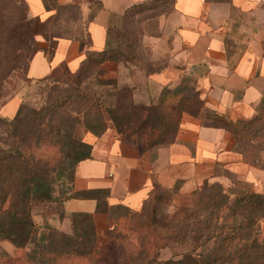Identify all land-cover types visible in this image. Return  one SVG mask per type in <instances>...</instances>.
<instances>
[{
	"label": "crops",
	"instance_id": "0c3cea01",
	"mask_svg": "<svg viewBox=\"0 0 264 264\" xmlns=\"http://www.w3.org/2000/svg\"><path fill=\"white\" fill-rule=\"evenodd\" d=\"M26 1L33 15L51 14L42 0ZM101 2L91 19L89 2L80 5L89 43L81 36H57L50 54L39 49L32 55L29 77L73 75L88 52L106 46L111 16L129 5L113 12ZM162 26L145 42L151 60H162L160 67L147 70L123 60H105L101 67L105 78L128 83L137 103L156 105L167 89L186 96L184 105H171L170 138L142 149L119 136L111 121L100 133L86 131L89 156L77 162L71 190H105V196L72 195L35 208L36 237L45 227L72 232L74 213L90 216L96 232H104L115 223L118 206L139 209L156 187L187 194L216 182L223 189L242 185L264 192V147L254 155L233 128L255 119L264 106V0H174ZM39 41L47 47L44 38ZM20 102L10 97L0 114L12 117ZM15 252L16 244L0 236V255Z\"/></svg>",
	"mask_w": 264,
	"mask_h": 264
},
{
	"label": "rangeland",
	"instance_id": "374dc122",
	"mask_svg": "<svg viewBox=\"0 0 264 264\" xmlns=\"http://www.w3.org/2000/svg\"><path fill=\"white\" fill-rule=\"evenodd\" d=\"M87 1L89 2V0H71L66 3L57 1L59 5L55 9H50L52 15L46 25L47 34L51 39L49 41L45 39V35L39 32V21L44 18L33 15L29 10V5L26 3L27 1H25L28 8L27 17L33 15L31 20H33L32 23H34L35 44L41 45L39 39L44 38V44L49 47L50 44H53L54 37L62 35L72 37L81 36V40L84 43L89 42L85 29L87 19L83 17L80 12V5ZM103 1L105 2L106 9L113 12H120L128 5L135 3L134 10L132 12L129 11L127 15H123V12L111 16V24L108 28L109 45L117 46L118 48H121L124 44L131 45L132 48L129 53L135 55L134 64H138L139 66L142 64L147 70L160 67L162 65V60H151L145 50V42L161 33L162 25L168 13L171 11L173 0ZM25 3L19 2L17 5L20 9L24 10ZM51 4V1H49V5ZM5 5L6 7L7 5L11 6L13 3L11 0H0V9ZM90 14L91 12L88 14L89 18ZM15 38L19 41L20 37ZM2 44L5 45L6 41ZM35 44L18 46L16 50L11 47H3L0 49V106L14 95L18 96L21 102L29 104V107L36 105L41 106L45 104L49 98L58 95L59 89L57 86H65L64 82H70L73 75L58 76L62 80L66 79V81L64 80L62 82H44L39 78H31L28 76L27 68L29 56L33 50V45L34 47L36 46ZM19 53L22 54V56H20ZM23 56L24 58H22ZM93 67L94 64L89 63L87 70L85 69L83 73L85 75L86 73H90L93 71ZM92 78L93 79H88L87 82H82V85L85 89H90L91 93L94 91L98 93L100 92L99 89L101 86L94 76H92ZM45 83H47V86H44ZM118 83L119 85L130 86L128 83ZM90 97L93 98L92 96ZM74 98L78 102V104L72 107V115L78 118L74 128H71L69 121L64 122L67 118H63L64 120L61 123L62 130L60 133H54L48 139L38 142V150L35 154L38 153L39 150L40 151L39 154L35 156L40 158L42 163L37 170H40L39 175L44 173L48 177L50 183V197L35 202L32 206V214L37 207L60 203L70 193V175L74 169V159L70 158L69 155H76L77 148L75 140L79 137L83 139V135L86 131L85 126L89 122L82 114L83 110L81 107L84 104L80 101L79 96ZM106 98L109 100L112 96L109 95L108 97L107 95ZM90 101L91 103L94 102L93 99ZM163 113L164 116H166L168 125H172L167 129L168 132L166 131L164 134L162 130H160L161 132H158V130L150 132L152 130L151 127H154V125L159 122V118ZM172 119L173 113L170 111L160 112L150 107L142 111L140 110L139 113H133L132 111L120 113L116 116V124L118 128H123V132L132 134V137L140 144H151L160 138L162 140H168L170 138L174 125ZM249 127L251 128L245 132L247 136L241 139L242 142L240 145L252 150L255 155L260 148L264 147V106L261 109L260 117L257 115L253 124ZM4 135H6L4 126H0V136ZM0 144L3 143L0 142ZM44 190L45 189L42 191ZM226 193L227 192L221 185L216 182L202 185L200 189H196L195 192L187 194L156 187L152 192L153 195L147 199L141 209L129 210L122 208L119 211H115L113 215L119 213L116 222L104 232H96L97 230L90 216H78L72 231L74 236L78 239L75 252H73V247L70 245H66L62 249H52V247L44 245L45 249H49L46 251L45 254L47 257H45L37 251V247L35 248L36 245L32 244L30 249L26 250V252H28L27 256L30 257L31 254L30 258L33 262L46 260L48 263L50 262V264H155V260L159 261L158 259L164 262L169 259L183 258V254L192 250L194 246V242H191L193 233L195 235L199 234L198 241H200L205 234L197 224L200 223V225H202L204 219L210 216L211 211H216L215 205L220 202L221 197H225L224 194ZM232 195V193H229V197H232ZM174 212L175 217L171 220L174 222L173 227L170 229L161 228V223L167 218H171ZM217 214L219 215L218 225L222 227L221 224H224L221 223L222 216L226 218L228 217V213H225L220 208ZM184 215H186V219L181 220ZM259 225L258 235L263 237L264 216L260 217ZM48 228L49 227H45V229L41 231L47 234L49 232ZM168 230H171V233ZM169 233V237L171 238L165 240ZM140 238L144 240L143 246L145 247L141 257L140 249L142 245L140 248ZM181 238H185L186 240L182 241L180 240ZM41 242L42 244L46 243L45 240ZM164 242H166L165 246H161ZM94 244H97L95 246L97 249H94L95 252L91 248ZM211 247L212 246L208 244L197 248L195 251H200L202 249L205 251L206 248L209 249ZM38 248L42 250L43 246ZM262 249H264V246ZM260 260L264 261V257ZM21 262V264H31L27 261L21 260ZM243 264L249 263L243 261Z\"/></svg>",
	"mask_w": 264,
	"mask_h": 264
},
{
	"label": "trees",
	"instance_id": "16d2710c",
	"mask_svg": "<svg viewBox=\"0 0 264 264\" xmlns=\"http://www.w3.org/2000/svg\"><path fill=\"white\" fill-rule=\"evenodd\" d=\"M25 1L26 0H11L13 5H7V7L5 5L0 9V46H2L0 49L3 47H11L16 50L18 49V46L35 44L34 23H32L33 20H31L33 15L27 17L28 8L26 6L27 2L25 3ZM42 1L47 10L55 9L59 5L56 0ZM49 1H51V5H49ZM19 2L25 3L24 10L20 9L17 5ZM173 3L174 0L172 1L171 9ZM89 6L91 8V19L96 11L102 7V2L101 0H89ZM134 6L135 3L129 5L124 10L123 15H127L129 11L132 12ZM51 15L52 13L39 21V32L45 35V39L48 41L51 39L47 34L46 25L49 22ZM110 24L111 21L108 28ZM108 28L106 46L101 50L88 52L76 73H73L71 79L69 78L70 82H64L65 86H57L59 93L56 97L49 98L48 101L41 106L36 105L29 107V104L20 102L16 113L12 117L0 114V126H4V131L6 132V135L0 136V142L3 143L0 144V236L10 239L16 244V252L14 255L8 253L0 255V264H21V260L30 262L31 264H50V262L48 263L46 260L33 262L30 258L31 254L29 257L27 256L28 252H26V244L29 243H31V245H36L35 248L37 247V251L45 257H47L45 254L46 251L49 250L48 248L45 249V246L52 247V249H62L64 246L70 245L73 247V252L76 251L78 239L72 232L67 233L49 227V232L47 234L42 232L36 237L38 228L34 223L31 211L35 202L50 197V183L48 177L44 173L39 175L40 170H37L42 163V160L35 156L39 154L40 151L39 150L38 153L35 154L38 150V142L48 139L54 133H60L62 130L61 123L64 120L63 118H67L64 122L69 121L71 128H74L75 122L78 119L72 115V107L75 104H78L74 97L79 96L80 101L84 104L81 107L83 110L82 114L84 118L89 120L88 124L85 126L86 131L100 133L105 129L107 122L111 121L116 127L119 136L126 139L130 144L137 145L142 149L154 147L166 140L160 138L151 144H140L132 137V134L125 133L122 130L123 128L117 127L116 116L126 111L139 113L140 110L142 111L152 107V109H157L160 112L168 110L173 113L172 121L174 122L175 108H172L171 105H177L178 103L183 104V102H185L184 100L186 96H179L175 90L167 89L161 95V98L156 105H143L134 101L130 86L119 85L117 79H107L102 76L103 69L101 63L105 60H123L134 63L135 59V55L129 53L132 48L131 45L124 44L121 48L109 45ZM15 37H20L19 41H17ZM55 38L56 37H54V40ZM87 38L89 39L88 35ZM5 41L6 44L3 45L2 43ZM53 44L49 45L50 48L38 44H35V47L33 45L29 60L39 49H43L46 53L50 54ZM19 55L22 56L20 53ZM22 58H24V56ZM89 63L94 64L93 71L86 73L85 75L83 72L85 69L87 70ZM92 76L97 79L98 84L101 86L99 89L100 92L98 93H96V91L91 93L90 89L86 88V90L82 85V82H87L88 79H93ZM39 79L44 82L66 81V79L62 80L61 78L52 75L41 77ZM46 84L47 83H45L44 86ZM107 95L108 97L109 95L112 96V101L111 99L108 100L106 98ZM91 99H93L94 102L91 103ZM260 115L261 112L258 113V117H260ZM253 121L254 119L252 121H242L234 125L233 128L237 130L236 135L238 138H244L247 136V133L245 132L251 128L249 126L253 124ZM169 125L166 121V116H164L163 113L159 118V122H157L154 127H151L152 130L150 132L157 130L158 132H161L160 130H162L164 134L167 129L172 126ZM75 144L77 148L76 155H69L70 158L74 159V169L70 175V183L74 177V170L77 162L88 157L90 149L89 144L80 137L76 138ZM206 184L210 183L206 182L203 185ZM201 187L202 186L197 189H200ZM41 189L45 190L42 191ZM224 190L227 193L224 194L225 197H221L220 202L215 205L216 211L212 210L210 216H207L204 219V225H200V223L197 224L205 234L202 239L198 241L199 234L195 235L193 233L191 242H194V246L192 247V250L185 252L183 258L169 259L164 262L158 259L159 261L155 260V264H224L227 262L232 264H243V261H246V263L249 264H264V261L260 260L264 257V249H262L264 246V236L260 237L258 235L260 227L259 219L261 216H264V192H259L253 188L242 185ZM195 191L196 190L193 192ZM152 192L149 197L153 195ZM86 193L92 194V196L100 200L103 195L105 196L106 191H72L70 185V193L65 198L72 195L83 196ZM229 193L233 194L232 197H229ZM100 203L101 202L98 201V206ZM143 205L139 209H141ZM118 207H121L120 209L126 208L133 210L128 207ZM220 208L225 213H228V217L225 218L222 216L221 223H224L221 224L222 227L218 225L219 215L217 214V211ZM175 212L171 215V218H167L161 223V228L170 229L173 227L174 222L171 220L175 217ZM118 214L114 216L115 222ZM80 215L85 214L74 213L72 215L74 224L77 217ZM184 219H186V215H184L181 220ZM168 231L171 233V230ZM170 233L166 236L167 239L165 240L171 238L169 237ZM42 240H45L46 243L42 244ZM180 240L185 241L186 239L181 238ZM166 242L161 246H165ZM139 244L140 248L142 245V248L140 249L141 257L142 252H144L143 250H145V247L143 246L144 240L142 238H140ZM208 244L212 247L209 249L206 248L205 251L203 249L195 251L197 248ZM96 245L97 244L92 245L91 248L93 251L94 249H97V247H95ZM41 246H43L42 250L38 248Z\"/></svg>",
	"mask_w": 264,
	"mask_h": 264
}]
</instances>
